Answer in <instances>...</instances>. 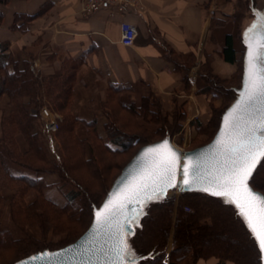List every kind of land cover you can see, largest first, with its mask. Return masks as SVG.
Returning a JSON list of instances; mask_svg holds the SVG:
<instances>
[{
  "label": "rangeland",
  "instance_id": "obj_1",
  "mask_svg": "<svg viewBox=\"0 0 264 264\" xmlns=\"http://www.w3.org/2000/svg\"><path fill=\"white\" fill-rule=\"evenodd\" d=\"M8 1L6 0L0 3H7ZM234 3L235 10L231 15L232 28L228 34L233 37L236 45L239 43L241 25L250 16V8H247L249 6V0H234ZM245 4L246 6H244ZM28 22L31 23V20ZM13 28H15L14 25ZM18 29L20 31L23 30V32L25 31L23 27ZM45 42L46 39H41L39 42L35 41L31 47L38 48L41 52H49V50H45L47 45ZM237 47L236 52H239V56L235 62L234 71L230 76L225 78L215 74L216 80L211 84V89L220 93L221 96H210L208 120L203 125H195V131L191 133L183 129L192 123L191 120L188 121L185 118L183 104L179 108L174 107L167 112L160 98H153L150 103V108L154 109L156 113L147 112L146 108L144 111H141V114H136L135 116L130 115L125 109H122L117 103V100L119 97L131 93L125 89L114 90L109 85L111 82H106L97 72L87 70L82 63H78L75 67L77 69L75 73L77 78L73 84V91L70 92V96L67 97L66 95L65 99H68L67 101L64 98L56 99V94L54 93H52V97H48L46 91L48 90L49 92V86L51 84L47 80L44 83L43 81L39 82L42 97L36 106L38 108V115L31 118V123L33 124V132L36 133L40 140L43 152L47 158L48 164H44V166H50L49 168L52 167L55 169V171L42 176L47 185L43 188L44 197L51 200L57 206H66L70 209L76 207L79 202L83 203L87 201L89 197L103 200L105 191L119 174L121 167L125 165L124 163L138 150L137 148L140 144L160 138L163 130L170 133L171 141L181 150H190L209 141L215 131L220 111L230 102L232 97L231 87L238 86L239 84L242 65L244 67V58L242 55L243 46L239 43L235 48ZM55 48H58L57 53L49 55L40 64L44 65L46 70H49L48 73L39 72L33 60L25 59L29 62V70L32 74L42 77L48 74L57 75L61 72L63 66L68 64V58L63 55V51L59 47ZM3 79L4 74H0V81L2 82ZM202 82L201 79L198 80L199 87L197 89L201 87ZM137 87L138 91L137 93H133V97L139 103V94L143 90L146 93L147 89L142 86ZM205 93L208 94V92ZM211 94L213 93L211 92ZM63 101L67 102L66 105H63ZM43 108L47 109L49 115L46 116L41 111ZM11 109L12 104L9 97L3 93L0 96V150L3 147L10 150L4 132L7 127L5 123L8 120L7 118ZM35 109L34 107H30V112L35 113ZM122 111L124 114H122ZM73 116L79 118V120L74 121L72 119ZM65 117H68V120L70 119L73 123L72 129L70 130L68 128L69 126L64 124ZM93 117H98L96 131L101 136V140L95 136V132L86 123V121L91 120ZM106 119L110 122H116L122 131L134 134L131 136H136L139 141L132 139L131 146L125 152L119 153L122 150V146L113 143L107 136L103 125ZM51 120L56 122L57 127L55 130L47 128ZM15 129L9 131L8 134L10 135L12 133L11 136L16 143L17 150L20 148L23 150L27 147L26 142L20 130ZM101 141L104 145L118 147L119 150L111 151L104 147ZM65 158L67 159V166L69 167L67 169L68 171L64 173L66 175V191L68 193L64 192L58 186L59 177L57 172L64 169L65 165L62 161ZM24 160L26 163H34V160L28 156L24 157ZM263 165L264 161L260 166L258 174L261 178L264 173ZM8 167L11 173L15 175L35 177L34 172L25 167L11 162L8 163ZM1 183L8 184V181L5 178L0 179L1 194L3 195V201L0 204V231H7L12 237V241L11 244L0 250V264H8L13 259L38 249L39 246H41L40 248L56 247L67 241V239L76 237L86 227L88 220L86 206L79 213L68 215L67 212L70 209L68 211L60 210L56 205L45 201L36 192V189L32 187L20 196V203L18 202L19 204L17 206H13L12 198L15 199L16 196H19L17 188L5 185L1 186ZM16 185L25 187L22 183H17ZM183 191L182 189L171 190L170 194H164V196L171 198L175 205L180 204L184 212H190L192 208L185 202L186 198L183 197ZM74 192L78 193V196L74 200L68 201V198ZM198 199L206 208H211L215 212L219 211L225 214L227 211L216 199L203 197H198ZM150 211V214L153 215L156 211L160 212L161 208L156 206ZM147 231L144 232L146 236L149 233ZM174 231V225H171L165 245L166 261L172 250ZM136 242L144 243L141 236L137 238ZM145 244L151 246V243L146 242V240ZM211 257L214 256L208 258ZM226 261L234 264L230 260ZM182 264H193V261L189 257L182 261Z\"/></svg>",
  "mask_w": 264,
  "mask_h": 264
},
{
  "label": "crops",
  "instance_id": "obj_2",
  "mask_svg": "<svg viewBox=\"0 0 264 264\" xmlns=\"http://www.w3.org/2000/svg\"><path fill=\"white\" fill-rule=\"evenodd\" d=\"M82 6L83 0L0 3V42L8 44L5 55L33 60L39 72L48 73L40 64L59 47L66 58H81L87 70L97 72L106 82L130 83L136 93L137 86L148 89L160 98L167 112L183 104L185 118L192 122L185 131L191 133L195 125L206 123L210 94L198 92V80L207 68L222 78L235 69L236 61L228 62L223 56L234 0H132L122 11L101 8L88 14L82 13ZM249 8L250 16L239 34L243 58L247 44L261 43L264 34V0H249ZM18 14H36L24 32L13 28ZM121 21L136 28L131 45L120 42ZM41 39H46L49 52L31 47ZM238 56L236 52V60ZM217 263L218 259L211 257L200 258L195 264Z\"/></svg>",
  "mask_w": 264,
  "mask_h": 264
},
{
  "label": "trees",
  "instance_id": "obj_3",
  "mask_svg": "<svg viewBox=\"0 0 264 264\" xmlns=\"http://www.w3.org/2000/svg\"><path fill=\"white\" fill-rule=\"evenodd\" d=\"M5 1L6 0H0V2ZM244 6H246V4ZM248 7L249 6H247V8ZM35 16L36 14L15 15L13 25L15 28L23 27V29H25V27L28 25V21ZM2 17L3 14L0 11V21ZM224 38V59L228 62H235L236 48L233 37L230 34H225ZM7 48V43L0 42V74H4L3 81H0V96L5 93L9 97V100L12 104L11 112L9 113L7 118L8 120L5 123L7 125L5 128L6 131L4 132L6 136L5 139H7L10 150L4 147L2 150H0V179L5 178V180L8 181V184L1 183V186L5 185L17 188L19 196L15 195V199L12 198L13 206H17V204L20 203V196H22L31 187L35 188L36 192H38V194L45 201L56 205L43 195V188H45L47 185L42 176L46 173L55 171V169L52 167L49 168L50 166H44V164H48L47 158L43 152L40 140L38 139L36 133L33 132L31 118L38 115V108L36 106L41 101L42 97L40 94L41 89L39 82L43 81L44 83V81L47 80L51 84V86H49V92L48 90L46 91L48 97H52V93H54L56 94V99L64 98V100H66V95L67 97L70 96V92L73 91V84L77 78V76H75L77 71L75 67L78 63H82V59L68 58V64H65L61 72H59L57 75L48 74L46 76L38 77L35 74H32L29 70L28 60L26 61L25 59H20L17 55H5L4 52L7 50ZM243 70L244 67L242 65L239 84L238 86L231 87L232 97L230 102L220 111L216 128L212 137L218 129L222 113L238 96L237 90L242 86ZM200 76V79L203 82L201 87L198 89L199 92H208L210 96H221L220 93H217L211 89V84L212 82H215L216 75L213 74L209 68L201 72ZM109 85L114 90L116 89L118 91L125 89L132 94V96L131 94H128L126 96L119 97L117 100V103L122 107V109H125L128 114L135 116L136 114H141V111H144L146 108L147 112H155L154 109L150 108V103L152 102L153 98L158 99V97L151 93L148 89L146 93L144 91L140 94L139 103H137L136 98L133 97L135 89L132 84L110 83ZM57 89L59 90L58 92ZM211 92L213 94H211ZM66 101H63V105H66ZM30 107L36 108L35 113L30 112ZM59 107L61 108V106ZM122 114H124L123 111ZM105 115L109 116L107 114ZM72 119H74V121L79 120V118H76L75 116H73ZM97 121L98 117H93L91 120L86 121V123L95 132V136L101 140V136L96 131ZM64 124L69 126V130L72 129L73 123L70 121V119L68 120V117L64 118ZM103 125L107 136L111 139V141L122 146V150H120L119 153L125 152L131 146L132 139L139 141L136 136H131L134 134L122 131L114 121L110 122L108 119H106ZM15 128L20 130L26 142L27 147H25L23 150L21 148V150H17L16 143L11 136L12 133L10 135L8 134L9 131ZM162 133L163 134L160 138L153 141L144 142L140 144L137 149L145 144L152 143L165 137L171 139V135L168 133V131L163 130ZM103 146L111 151L119 150L118 147H111L106 144H103ZM26 156L32 158L34 163H26L24 160V157ZM263 161L264 158L260 159L258 165L256 166L253 177L250 180V184L254 189L264 193V173L262 178L258 176L260 166ZM9 162L33 171L35 177H29L27 175H15L11 173L8 167ZM62 162L64 163L65 167L62 171L57 172L59 177L58 186L64 192L68 193L66 191L67 180L64 173L68 171L67 169H69V167L67 166L66 158L63 159ZM17 183H22L25 187H20L16 185ZM107 190L105 191L104 196ZM170 193L171 192L169 191L167 192V194ZM77 196L78 193H72L71 197L68 198V201L74 200V198ZM183 197L186 198L185 202L187 205L192 208L190 212H184L180 204L175 205L171 198H168L164 195L155 196L143 204L142 213L138 216L136 215V222L131 223V229L126 231V239L133 253V255L130 257V260L134 261L135 264H182V261L190 257V259L193 261V264H195L200 258L214 256L218 259L217 264H222L226 260H230L234 264L261 263L260 249L256 238L246 224L244 216L241 215L229 198L226 199L224 197L212 196L200 190H184ZM198 197L218 200V202L226 208V213L223 214L219 211L215 212V210H212L211 208H206L201 203V201H199ZM87 199L88 200L83 203L79 202V204L72 209L69 207L67 208L66 206L56 205L62 211H68L70 209L69 212L65 211L68 215L79 213L86 206L88 220L86 227L79 235L72 239H67V241L64 243H61L60 245L53 248H40L41 246H39L38 249L17 257L8 264H14L28 256L35 255L43 251H53L75 241L89 227L93 219L94 207H97L102 201L98 198L89 197ZM2 201L3 195L1 194L0 188V204ZM156 206H159L161 211H156V213L153 215L150 214V210ZM171 225H174L175 230L173 235V246L166 261L165 245ZM145 231L149 232L147 236L144 234ZM139 236H141V239L144 243L136 242ZM145 240L146 242H150L151 246L146 245ZM11 241L12 237L7 233V231H0V250L11 244ZM126 264H128V262H126Z\"/></svg>",
  "mask_w": 264,
  "mask_h": 264
},
{
  "label": "snow or ice",
  "instance_id": "obj_4",
  "mask_svg": "<svg viewBox=\"0 0 264 264\" xmlns=\"http://www.w3.org/2000/svg\"><path fill=\"white\" fill-rule=\"evenodd\" d=\"M252 27L256 28V25ZM244 89V92L241 93V100L229 114L233 116V121L230 124L229 145L220 154L221 158L216 161L215 174L211 175V179L208 180L209 187H204L202 190L207 192L211 188L212 195L227 199L231 193L239 191L241 188L244 189L249 205L253 207L259 205L258 219L261 231L257 234V240L261 252L264 253V195L254 192L249 186L256 165L260 159L264 158V34L261 35V43L257 51L253 52L249 45ZM237 113L238 115H234ZM221 135L223 136L224 133ZM220 143L221 141H217V144ZM147 153H155L157 156L153 161L155 171L152 184L137 186L126 197L125 202L112 209H109V204L112 203L110 199L104 205V208L109 210L103 219H100V213H97L98 224L101 227L115 228L119 234V240L114 249V264H126V262L135 264L130 260L133 253L123 232V224L119 219L121 215H124V210L129 204H132L133 201L139 203L145 197V203L152 199L153 197L148 195L147 191L150 186L153 187L157 196L164 192L165 187H175L173 181L178 172H182V182L185 185L199 183L204 179L202 165L199 162L192 163L191 167L189 164H181L179 155L169 147L167 141L148 149ZM190 175L191 180L189 179ZM142 207L143 205L138 210L137 216L142 213ZM241 215L245 216L244 213ZM136 219L137 217L134 216L128 220V217L125 216V220L129 223H135ZM245 222L249 229L256 234V228L253 227L247 216H245Z\"/></svg>",
  "mask_w": 264,
  "mask_h": 264
},
{
  "label": "water",
  "instance_id": "obj_5",
  "mask_svg": "<svg viewBox=\"0 0 264 264\" xmlns=\"http://www.w3.org/2000/svg\"><path fill=\"white\" fill-rule=\"evenodd\" d=\"M249 45H251L253 52H255L259 48L260 43L251 41L247 44L244 54L245 61L242 86L237 90L238 96L222 113L218 129L209 142L190 150H181L171 141L170 138L165 137L141 146L121 168L119 174L113 180L101 203L97 207H94V215L91 224L75 241L50 252L43 251L35 255L28 256L14 264H114V249L118 243L119 234L115 228L109 229L107 227H101L98 224L97 213L99 212L100 219H103L109 209L125 202L126 197L129 196L137 186L142 184H152L153 173L155 171L153 161L157 158V156L155 153H147V150L154 148L165 141H167L169 147L179 155L181 164H189V167H191L192 163L199 162L202 165V174L204 179L201 182L185 185L182 182V172H178L176 179L173 181L176 185L175 187L182 190L200 191H203L202 189L204 187H209L208 180L211 179V175L215 174L214 166H216V161L221 158L220 154L229 145V133L231 131L230 124L233 121V116H230L229 114L232 113L237 103L241 100V93L245 90L244 83L248 69ZM234 115H238V113ZM221 133H224V135L222 136ZM217 141H221V143L217 144ZM189 179H192L191 175L189 176ZM249 186L254 192L264 195L263 192L254 189L251 186L250 181ZM175 187H165L164 192L161 195H164L168 190ZM147 191L148 195H151L152 197L157 196L153 191L152 186H150ZM156 191H159V189H156ZM211 191L212 189L210 188L209 191L203 192L212 195ZM228 198L236 206L240 213H244L245 216L250 219L253 227L256 228V234L252 233L259 246V242L257 240V234L261 231L258 219L259 205L257 204L254 207L249 205L243 188L239 191L231 193ZM110 199L112 203L109 204V209H105L104 205L107 204ZM145 200L146 197L139 203L133 201V203L129 204L124 210V215L119 217L121 223L123 224V232L125 235L126 231L131 229V223L125 220V216L128 217V220H131L132 217L137 215L138 210H140L141 205L145 203ZM260 256V264H264V253L261 252V249ZM33 257H35V259H33Z\"/></svg>",
  "mask_w": 264,
  "mask_h": 264
},
{
  "label": "built area",
  "instance_id": "obj_6",
  "mask_svg": "<svg viewBox=\"0 0 264 264\" xmlns=\"http://www.w3.org/2000/svg\"><path fill=\"white\" fill-rule=\"evenodd\" d=\"M131 2L132 0H83V6L81 11L84 14L92 13L101 8H106L108 10L115 9L117 11H122L125 7L129 6ZM119 27H120V42L123 45H131L137 34L135 26L127 21H121ZM41 111L44 112L46 116L49 115V112L47 111L46 108H43ZM56 127H57L56 122L51 120L47 128L51 130H55ZM175 189L180 190V188L175 187L168 191L170 192L171 190H175ZM167 192L165 193V195H167Z\"/></svg>",
  "mask_w": 264,
  "mask_h": 264
},
{
  "label": "bare ground",
  "instance_id": "obj_7",
  "mask_svg": "<svg viewBox=\"0 0 264 264\" xmlns=\"http://www.w3.org/2000/svg\"><path fill=\"white\" fill-rule=\"evenodd\" d=\"M179 148V147H178Z\"/></svg>",
  "mask_w": 264,
  "mask_h": 264
}]
</instances>
